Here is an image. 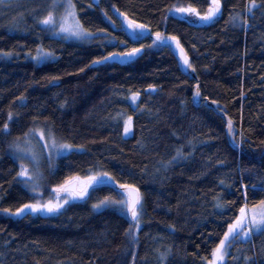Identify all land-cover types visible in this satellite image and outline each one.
<instances>
[{
  "label": "trees",
  "instance_id": "16d2710c",
  "mask_svg": "<svg viewBox=\"0 0 264 264\" xmlns=\"http://www.w3.org/2000/svg\"><path fill=\"white\" fill-rule=\"evenodd\" d=\"M37 1L0 2V264H206L240 209L248 214L264 200V0L251 12V0H220L207 25L200 16L212 0H71L92 33L78 41L51 36L41 10L27 14ZM116 9L177 37L188 73L169 46L131 41ZM38 48L53 58L38 63ZM132 48L143 50L125 65L92 66ZM36 130L74 148L55 165L43 161L46 190L101 173L116 185L94 187L58 212H4L35 201L19 176V152ZM121 184L142 196L135 240L126 234L130 214L92 206L124 194ZM224 264H264V229L232 241Z\"/></svg>",
  "mask_w": 264,
  "mask_h": 264
},
{
  "label": "snow or ice",
  "instance_id": "6c2138e0",
  "mask_svg": "<svg viewBox=\"0 0 264 264\" xmlns=\"http://www.w3.org/2000/svg\"><path fill=\"white\" fill-rule=\"evenodd\" d=\"M2 2V0H0ZM256 7L255 0H251V7H249L248 11L251 12L253 8ZM68 10L66 11L65 16L71 17L75 20V5L71 3V0H68L67 5ZM221 3L220 0H212V6L208 8L205 15L200 16V13L196 11V9L191 7H178L176 8L177 12L181 13H195L197 16H200L201 20L211 21L214 17H216L217 13L220 12ZM171 11V10H170ZM116 12L119 13V9H116ZM127 24L128 29L132 31V35L137 40L146 38L145 34L149 31L147 26L144 24H139L135 20L129 19L128 16L124 13H119ZM107 16V13H105ZM233 20L238 19V17H232ZM40 23L44 25H52L54 24V17L51 13L44 18ZM114 23V22H113ZM123 24L121 27L123 28ZM60 31L67 34V37H77V38H88L92 34L89 33L86 29L83 28L82 25L79 24V21L76 20L75 24L72 26H66L63 22L60 25ZM155 39L153 40V44L166 46L168 41H175L177 48H179L181 53V59L189 68H192L191 63L189 62V58L187 53L184 52V49L180 46V42L175 36H165L164 33L160 31H156L153 33ZM66 37V38H67ZM121 43H124L123 41ZM37 54L33 59L37 60V62H43L49 58H51L54 54L52 52L46 51L43 48H38ZM141 51L140 48H132L128 52L124 53H110L108 57H104L103 60L111 59L115 56H126L132 57ZM102 61L97 60L93 63H101ZM83 70V69H82ZM193 71L195 69L193 68ZM53 79H58L54 77ZM196 95L199 96V86H197ZM139 96V93H135L132 96V101L135 102ZM12 114L9 113V120H11ZM132 127V117H128L124 122V133L127 135L131 131ZM8 129V124L4 125V130ZM228 129L231 132L232 129V121H228ZM41 138L43 139V133L41 132ZM52 146L56 147L57 150L61 149H71L72 145L70 144H60L57 145L55 138L52 139ZM33 160L38 165V161H35V157ZM107 173H101L99 175H90L86 178H81L79 176L70 177L65 180L63 183L59 184L53 191L57 194L55 200L49 199L46 203H41L39 200H36L35 203H26L21 207L17 208L15 212H12L11 209H3L4 212L9 213L13 216H20L25 212V210H30L31 212H58L64 204L69 203L70 200L82 199L88 195V189L92 187L95 183H97L102 177H106ZM19 176L25 177V183L30 181H34L35 177L30 174L29 169L24 164L20 165ZM223 183V181H221ZM33 192L36 191L37 183L31 184ZM120 187L125 190V198L120 200H109L105 199L101 201L99 204L93 205L94 208H100L101 205H109L115 204L118 205L122 211H125L126 214H130L131 220L133 221L132 226L129 228L128 233L131 234L133 228L137 231L140 228V218L142 211V196L139 192V189L135 188L129 184H121ZM63 194V202H61ZM219 206V205H218ZM259 208V211H257ZM247 222V223H246ZM247 228V231L245 229ZM264 229V200H261L259 205L254 207L251 210V216L249 217L246 211V207H242L240 209V216L236 219L234 223H230L228 225L227 231L224 233L223 238L219 241L218 246L212 250L211 256L212 259L208 261V264H218V262H223L225 256L227 255V249L231 247L232 241L239 239L241 237L247 239L249 238V233L253 230L260 231ZM239 230V231H238ZM133 239H136V236L133 235Z\"/></svg>",
  "mask_w": 264,
  "mask_h": 264
},
{
  "label": "rangeland",
  "instance_id": "374dc122",
  "mask_svg": "<svg viewBox=\"0 0 264 264\" xmlns=\"http://www.w3.org/2000/svg\"><path fill=\"white\" fill-rule=\"evenodd\" d=\"M39 1H37V3H36L37 5H33V4H28V5L26 4L25 5V9L27 11V14L33 12L35 9L41 10L42 13L44 14V15L42 14L43 16L40 18V21H42L44 18H46L49 15V13H51L54 17V24L45 25L46 28L49 30V34L53 37H64V38H66L67 34L60 31L61 23L63 22L66 26H72L75 24L76 20H78L77 15L75 17V20L71 17L65 16L66 11L68 10V8H67L68 0H59V1L58 0H39ZM52 3H53V5H52ZM59 3H60V5H59ZM71 3H72V1H71ZM12 4H15L13 6L15 9L21 8L23 6V3L21 4L19 1L18 2H12ZM51 5H52L53 9H51V11H49L48 6H51ZM79 24H80V22H79ZM89 33H91V32H89ZM91 36H89L88 38H90ZM67 38L77 40V41L84 39V38H77V37H67ZM88 38H86V39H88ZM38 63H40V62H38ZM132 96H133V94H131L127 98V100H128V102L135 104L137 102L138 98L135 102H133L131 99ZM127 118H128V116L122 118V122L124 123L125 120H127ZM131 131H132V127H131ZM131 131L126 135L124 133V125H123V135L125 137L129 136L131 134ZM41 132L43 133V139L41 138ZM53 138H55L57 145L63 144L62 142L57 140V138L55 136L49 135L46 132H43L41 130L40 131L36 130V131L32 132L30 135L26 136L25 139L22 140V148H24V152H22V151L19 152L21 154V157H20L21 162H19L20 163L19 165L24 164L25 166H27L30 174L35 177V180L30 181L28 183H25L26 178L21 177V176L20 177L22 178L23 182L30 188V189L28 188L29 191L32 194H34L35 201L33 203H35L36 200H39L41 203H46L49 199L55 200V197L57 195L53 191V189H55L56 187L51 188L50 190H46L47 188H45V186L42 183L41 167L45 164L44 163L42 165L43 161H46L47 164L53 162L55 165L58 157L69 152L70 150L74 149L73 147H71V149H61L58 151L56 147L52 146V139ZM26 149H28V150H26ZM33 157H35V161H38V165H37V163L34 162ZM44 158H45V160H44ZM32 183H37V188H36L35 192H33V190H32V187H31ZM61 195H62L61 202H63V194H61ZM125 195H126L125 191H124V194L122 192H120L119 197L115 200L124 199ZM109 200L115 201L113 199H109ZM101 201H103V200H101ZM101 201H98L95 204H99ZM95 204H93V205H95ZM258 205H256V206H258ZM256 206H254V207H256ZM106 207H113V208H116V209L122 211L121 208L115 204H109L107 206L101 205L100 208H94L93 207V209L95 211H98V210L106 208ZM254 207H252L251 209L248 210V216L249 217L251 216V210ZM257 211H259V208H257ZM25 212H31V211L25 210ZM136 231H137L136 229H135V231L132 230L131 235L133 236L134 233L136 234ZM245 231H246V229H245ZM241 238L244 239L243 237H241ZM227 252H228V249H227ZM226 257H227V255L225 256L223 262H218V264H224L226 261ZM211 259H212V256L210 257V259H208L206 261V264H208V261Z\"/></svg>",
  "mask_w": 264,
  "mask_h": 264
},
{
  "label": "water",
  "instance_id": "95a60500",
  "mask_svg": "<svg viewBox=\"0 0 264 264\" xmlns=\"http://www.w3.org/2000/svg\"><path fill=\"white\" fill-rule=\"evenodd\" d=\"M114 12V16L116 17V19L120 22V25H124L123 26V30L125 31V33L128 35V37H129V39L131 40V41H133V42H140V41H143V40H145V39H147V38H149V39H151L152 41L155 39V37H154V35H152L153 33H152V31H151V29L147 26V28H148V32L145 34V36H146V38H144V39H140V40H137L136 38H134L133 37V35H132V31L130 30V29H128V27H127V24H126V22L124 21V18L119 14V13H123V12H121V11H119V13L118 12H116V10H114L113 11ZM218 14L219 13H217V15H216V17H214L211 21H204V20H200V22L202 23V24H204V25H207V24H210L211 22H213L217 17H218ZM128 18L129 19H131L129 16H128ZM133 20V19H132ZM137 23H139V24H143V23H140V22H138V21H136ZM145 25V24H144ZM167 46H169L170 48H171V50H172V52L176 55V57L179 59V62H180V65H181V68L183 69V71L185 72V73H188V71H189V67H187L186 65H184V63H183V61H182V59H181V53H180V50H179V48H177V46H176V43H175V41H168V43H167ZM180 46H181V44H180ZM182 47V46H181ZM183 48V47H182ZM141 49V48H140ZM184 49V48H183ZM142 50L143 49H141V51L139 52V53H137L136 55H134V56H132V57H126V56H115V57H113V58H111V59H108V60H103V58H101V59H98V60H100V61H102L101 63H96V64H94V63H92V66L93 67H95V66H98V65H102V64H105V63H115V64H118V65H125L126 63H128V62H130V61H132L133 59H135L137 56H138V54H140L141 52H142ZM184 52H185V49H184ZM114 53H124V52H114ZM186 53V52H185ZM109 55H107V56H105V57H108ZM189 58V57H188ZM95 61H97V60H95ZM194 100H195V102H200V99H199V96H197L196 94H195V97H194ZM225 119H226V121H227V124H228V121L230 120L227 116H225ZM232 128H233V123H232ZM232 130V129H231ZM235 145V144H234ZM101 185H116V183L114 182V180L111 178V177H102L97 183H95L92 187H90L89 189H88V195H89V193H90V191H91V189L92 188H94V187H98V186H101ZM125 191V190H124ZM87 195V196H88ZM87 196H85L84 198H86ZM84 198H82V199H84ZM79 199V198H78Z\"/></svg>",
  "mask_w": 264,
  "mask_h": 264
}]
</instances>
